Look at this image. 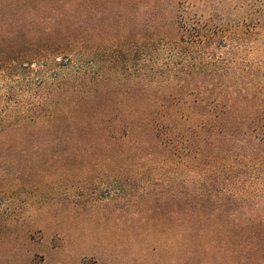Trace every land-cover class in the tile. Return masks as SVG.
Instances as JSON below:
<instances>
[{"label":"trees","instance_id":"trees-1","mask_svg":"<svg viewBox=\"0 0 264 264\" xmlns=\"http://www.w3.org/2000/svg\"><path fill=\"white\" fill-rule=\"evenodd\" d=\"M98 1L0 0V152L110 165L264 240V0H125L115 22ZM82 9L104 26H52Z\"/></svg>","mask_w":264,"mask_h":264},{"label":"rangeland","instance_id":"rangeland-1","mask_svg":"<svg viewBox=\"0 0 264 264\" xmlns=\"http://www.w3.org/2000/svg\"><path fill=\"white\" fill-rule=\"evenodd\" d=\"M79 2L101 8L98 0ZM125 4L111 5L112 22ZM77 14L52 26L105 24L84 9ZM54 69L36 81L51 79ZM35 156L0 152V191H8L0 197V264H264L255 227L133 194L132 182L116 179L110 165L48 166Z\"/></svg>","mask_w":264,"mask_h":264}]
</instances>
